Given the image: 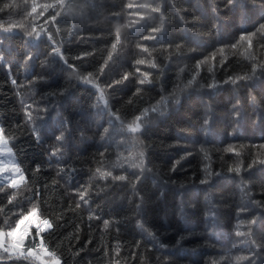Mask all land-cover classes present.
<instances>
[{"label":"trees","instance_id":"16d2710c","mask_svg":"<svg viewBox=\"0 0 264 264\" xmlns=\"http://www.w3.org/2000/svg\"><path fill=\"white\" fill-rule=\"evenodd\" d=\"M33 3L0 0V26L15 25L0 27V128L26 181L0 183V232L36 208L59 264H264V38L231 48L264 25V0Z\"/></svg>","mask_w":264,"mask_h":264},{"label":"snow or ice","instance_id":"6c2138e0","mask_svg":"<svg viewBox=\"0 0 264 264\" xmlns=\"http://www.w3.org/2000/svg\"><path fill=\"white\" fill-rule=\"evenodd\" d=\"M144 5H141V7H143ZM7 7V5H6ZM40 11H37V5L35 3V0H34V3H33V6H32V10L31 12L33 14H35L36 16H43L44 14V10H47L49 7H52V5H48V4H44V5H40ZM65 7H67V5H65ZM129 7H132V5H129ZM33 9H35V11H33ZM153 11H157V9L153 8L152 9ZM51 19L54 21L56 19V16L53 15L51 17ZM48 18L45 17V22H47ZM20 27H23V25H19ZM0 27H3V26H0ZM15 27V25H9L8 27H3V31L5 32H11L13 30V28ZM153 31H158L157 29H153ZM35 33V35L38 37L40 35V31H37L36 28H33L31 32H28L27 35L29 37H32L33 34ZM257 35H260L262 38H264V25H260L256 31L254 32H247V33H244V34H241L239 35V37L237 38L236 42L235 43H232L231 44V48L233 49H236L239 45H241L242 43H246L247 44V47L248 49H254L255 48V42L253 40V37L257 36ZM49 39H51V37H49ZM144 40H151V39H156V37L154 36H144L143 37ZM113 48L116 47L115 44L112 45ZM138 47H141L140 45H138ZM261 47H264V39L261 40ZM141 51L143 52H147L148 49L145 48V47H141ZM220 51L222 52L223 49H220ZM54 53L55 54H58L59 53V49H55L54 50ZM111 56V53L109 54ZM215 58V54H213V59ZM61 60L64 59L63 56L60 57ZM136 65H142L145 63V61L143 60H140V59H137L135 61ZM203 63V61L201 62ZM71 67V66H70ZM151 67L155 68L156 67V64H152ZM200 67V64H197V68ZM257 69H260L261 71H264V62H260V63H253L251 65V73L252 75H254L256 72H257ZM101 71H103V69H101ZM137 71H139V69H137ZM252 75H247V74H241V75H237V76H229L228 79L225 81V83H237L238 81H246V80H249L252 78ZM143 76H144V79H141L140 80V84L143 85L145 83V81L147 80V73H143ZM123 79H128V76L125 75L123 77ZM193 79H195V77H193ZM83 82L84 83H90L89 79L87 77H84L83 78ZM118 83L120 81H117ZM192 81L190 80L189 81V84H191ZM209 87H212V85H209ZM97 90L99 91V88H97ZM99 99L101 100H104V93L101 91L100 92V97ZM105 104H107V101L105 100L104 101ZM131 103V101H130ZM27 107H30L27 106ZM152 111H156V108L153 107L152 108ZM147 112V110H145V113ZM26 116L28 117V120L31 122L33 117L31 115L30 112H27L26 113ZM141 121V117L140 116H136L135 117V121L132 123V124H128L127 125V130L130 132V133H137L139 132V130L141 129L142 127V123H140ZM0 137H2V140H0V143H6L5 141V131L3 128H0ZM62 139V136L61 137H57V140H61ZM260 148H264V145H260L259 146ZM229 151H231V149H229ZM9 152H11V150L9 149ZM56 153L53 152V155H55ZM104 153H101V156H103ZM260 163V164H264V160H260V161H253V163ZM249 167H251V165H249ZM13 172H14V175L12 176V178L10 179L9 183H8V186L9 187H12V188H15L18 186L19 183L21 182H24L26 183L25 181V176L24 174L21 172L20 168L19 167H16V166H13L12 169H11ZM9 171V168L7 166H3V167H0V173H7ZM97 171H99V169H97ZM229 172H237L239 173L240 169L239 168H236V169H232V168H229L228 169ZM209 176L212 175V173H209L208 174ZM17 176L19 179H17ZM102 176L103 177H108V176H112V173L111 172H104L102 173ZM114 180H118V181H123L125 180V176H122V175H116L113 177ZM207 180L204 179V180H201V183H206ZM77 195L79 196V199L82 203H87V200H86V196H87V188H85L84 190L82 191H79L77 193ZM11 202V200L9 201ZM76 207L77 208H80L81 207V203H77L76 204ZM39 211V209H36V208H33L30 212H28V214L24 215L22 219H20L17 224H16V227L7 231L6 233L4 232H0V248L3 249L4 252L6 253H10V248L15 250V249H18V248H25L27 249V254L24 255V259H29L31 257H33V255L35 254V258L36 259H40L42 255L44 256H55L54 253H52L46 246H45V240L43 238V232L46 230V229H50L52 228V224H50L49 220L47 219H43L42 221H38L36 222V231L34 233V235L36 237H39L40 238V243L39 245H36L35 241L32 242V244H26L25 243V238L26 236L29 234V228L27 227H24L22 228V225L25 224L26 221H30L32 220L34 217H36L37 215V212ZM89 219H93L92 216H89ZM107 221H105V226H107ZM251 223H255V221H250V224ZM236 235L237 236H242L244 235L243 232H240L239 230L236 232ZM8 238H11L12 239V243L10 245V248L9 246H7L6 244V241ZM37 248L40 249V251H37ZM11 256V253L9 255V258ZM243 259H250V257H243ZM58 264V262H57Z\"/></svg>","mask_w":264,"mask_h":264},{"label":"rangeland","instance_id":"374dc122","mask_svg":"<svg viewBox=\"0 0 264 264\" xmlns=\"http://www.w3.org/2000/svg\"><path fill=\"white\" fill-rule=\"evenodd\" d=\"M0 140H2V137H0ZM3 166H7L9 168V171L7 173H0V183L8 184L10 179L14 175V172L11 170L12 167L13 166L19 167V166L15 162L14 155H13L12 151L9 152V147H8L7 143H0V167H3ZM17 179H19L18 176H17ZM36 222H37L36 217H34L32 220L26 221L25 224L22 225V228L27 227V228H29V230L31 227L36 228ZM4 233H6V232H4ZM11 243H12V239L8 238L6 241V244H7V246H9V248H10ZM36 245H39V243H36ZM0 250H3V249L0 248ZM37 251H40V249L37 248ZM10 253H11V255L24 256L27 254V249L21 247V248L13 250L10 248ZM10 253H8V254H10ZM31 258L34 259V261H36L38 264H57V262L59 264V261L52 258V256L42 255L40 259H36L35 254H34L33 257H31Z\"/></svg>","mask_w":264,"mask_h":264}]
</instances>
